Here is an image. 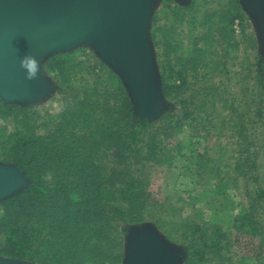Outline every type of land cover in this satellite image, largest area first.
<instances>
[{"label": "trees", "instance_id": "obj_1", "mask_svg": "<svg viewBox=\"0 0 264 264\" xmlns=\"http://www.w3.org/2000/svg\"><path fill=\"white\" fill-rule=\"evenodd\" d=\"M203 3L192 0L182 5L164 0L161 11L168 24L160 23L159 11L152 23L162 94L168 100L177 98L178 116L171 110L158 121L137 119L120 77L84 49L57 53L45 62L56 82V94L66 104L61 112L41 114L19 104H5L0 98V120L12 126L11 131L7 126L1 130L0 163L16 166L29 182L0 203L1 257L30 264L123 263L125 232L121 226L145 220L147 203L141 195L147 148L148 157L160 160L168 156L167 140L185 124L193 130L203 125L201 129L206 131L204 124L209 120L215 127L208 109L221 99H216L213 80L217 74L229 72L223 57L239 50L234 25L245 17L240 0H227L212 11L203 10ZM184 21L191 32L187 46L175 28ZM80 51L84 53L80 55ZM244 63L252 69L247 59ZM255 72V88L244 93L245 107L249 114L257 106L256 117L263 120L264 61ZM226 92L228 88L221 94ZM241 102L231 95L224 105L237 112ZM247 137L245 132L238 137L241 144L236 161L247 184L254 182L256 187L249 193L248 207L235 216L233 231L237 238L246 236L252 243L256 239L264 243V225L257 218L264 185L257 152H251ZM147 138L153 141L151 148ZM119 143L133 172L128 167L118 172L109 169L108 159ZM211 160L207 154L197 155L198 167L190 169L192 177L206 179L210 174L207 179L215 175L222 181V171L209 167ZM227 178L213 190L204 188V195L220 193L218 188L230 181ZM184 228L186 264H207L211 254L225 260L223 251L230 243L226 240L225 245L221 229L207 239L197 223H187ZM250 250L259 252L257 264H264V248L257 245Z\"/></svg>", "mask_w": 264, "mask_h": 264}, {"label": "water", "instance_id": "obj_2", "mask_svg": "<svg viewBox=\"0 0 264 264\" xmlns=\"http://www.w3.org/2000/svg\"><path fill=\"white\" fill-rule=\"evenodd\" d=\"M188 5L191 0H175ZM159 0H0V98L34 107L56 88L45 70L48 57L91 47L123 81L137 119L159 118L168 105L151 38ZM256 25L264 57V0H240ZM38 64L34 78L23 65ZM24 173L0 163V203L28 186ZM122 264H180L187 253L172 246L154 226L129 229ZM0 264H30L0 258Z\"/></svg>", "mask_w": 264, "mask_h": 264}, {"label": "rangeland", "instance_id": "obj_3", "mask_svg": "<svg viewBox=\"0 0 264 264\" xmlns=\"http://www.w3.org/2000/svg\"><path fill=\"white\" fill-rule=\"evenodd\" d=\"M163 1L164 0H159L153 11L150 32H152L153 19L158 11L159 17H161L160 23L166 24L168 22L167 19L162 17L161 7ZM173 1L176 4H180L175 0ZM226 2L227 0H204L203 4L205 8L203 10L212 11L219 8L218 5L220 3L224 4ZM241 9L245 17L242 20L236 21L234 25L235 39L238 43L239 50L230 53L228 58L223 57V61L227 63L225 65L228 67L229 72L227 74H217L213 80V82L219 86H215L218 93L216 99H221L217 100L214 107L210 105L208 109L211 115L210 120L212 119L211 123L214 124L215 127L210 125L209 120L204 124L206 131L201 129L203 125L197 126L200 130H193L185 124L179 132L175 133L167 140L168 153H166V155L168 156L160 160L157 157H148L147 153L150 151H148L147 148L145 152L147 166L142 176L143 186L141 195L142 199L147 203L146 210L143 213L145 220L138 224H124L121 226V230L125 232L124 252L129 229L143 225L154 226L158 234L172 246L186 251V247L183 244L185 233L184 225L193 222L200 225L203 229L202 232L207 234V239H210L214 235V232L221 229V232L224 234L225 245L227 243L226 240L230 243L227 250L223 251L225 260L220 259V257H213V254H211L209 255L210 259L207 264L259 263L256 257L259 252L253 253L254 251L250 249L252 248L255 250L257 245H261V247L264 248L262 240L256 239V241L252 243L249 237L241 236L237 238L235 231H233L235 216L238 215L241 210L248 207L249 193L256 187L254 182L247 184L243 176V171L236 161L239 156V145L241 144V140L238 137L241 132L247 133V138L252 143L250 147L251 152H257L259 174L262 176V184L264 185V119L259 120L256 117L255 109L257 106L251 108V112L248 114L245 107L246 97L244 95L248 88H255L254 78L256 76V67L259 69L261 68L264 57L261 55V43L256 25L251 17L244 11L242 6ZM169 12L170 10L168 9L165 12L168 14V19L171 17ZM175 28H177V32L183 39L185 46L189 45V35L191 32L188 28L187 21H184L182 24H176ZM79 49L87 50L86 53L90 56L95 55V57L102 62L91 47L82 46L74 51H78ZM154 50L158 65L157 68L160 72L155 46ZM82 53L84 52H79L80 55ZM221 53V55L224 56V52ZM233 57H238V59L234 61L232 60ZM246 59L249 62L248 65H253L250 70L246 63H244ZM46 72L56 86L53 76L48 70H46ZM246 76H249V80H246ZM226 88H228V92L221 94ZM56 89L57 86L45 101L37 106L28 108L38 110L41 114L46 111L51 114H57L64 110L66 104L62 98L56 94ZM231 95L233 100H236L238 103L243 99L241 102L242 105L240 109L238 108L237 112L224 105V100ZM176 99L177 98L171 100L165 99L168 105L167 109L159 118L151 121H158L164 114L171 110L174 111L175 116H178L181 111L180 108L175 105ZM130 102L133 107L131 99ZM133 113L135 115L134 107ZM244 113H247V117H243ZM5 126L8 127V131L12 130L11 125H6L5 122L0 120V135L2 134L1 130ZM243 126L247 129L246 131H243ZM146 141L151 148L153 141H151L150 138H147ZM121 150L119 143L117 145L115 144L112 153L110 152L111 156L108 159L110 171H123L128 167V172H133L134 167L132 163L130 164L123 159L124 156ZM205 154L209 155L212 159L211 162H209V167L212 169L215 168L217 171H222V181L221 178H216L215 175L207 179L210 177V174L205 176L206 179L192 177L190 169L194 171L198 167L196 163L197 155ZM227 172H229V175ZM228 176H230V181L229 183L227 182L228 184L226 186L218 188V191H221L220 193L215 195H204V188L213 190L217 185H220V183L223 184V181H228ZM196 179H198L199 183L196 182ZM232 179L234 180L231 182ZM224 189L226 191L223 193L222 191H224ZM257 211V218L264 225V201H262ZM251 244L254 245L251 246ZM262 253L264 252L262 251ZM0 258L6 257L0 256ZM187 259L188 253L180 264H186Z\"/></svg>", "mask_w": 264, "mask_h": 264}, {"label": "clouds", "instance_id": "obj_4", "mask_svg": "<svg viewBox=\"0 0 264 264\" xmlns=\"http://www.w3.org/2000/svg\"><path fill=\"white\" fill-rule=\"evenodd\" d=\"M28 71L29 78H34L38 71V64L33 58H26L23 65Z\"/></svg>", "mask_w": 264, "mask_h": 264}]
</instances>
